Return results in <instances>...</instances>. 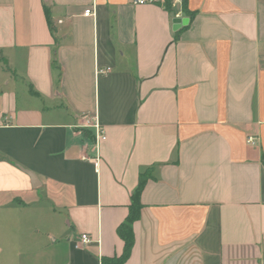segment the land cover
<instances>
[{
  "label": "crops",
  "instance_id": "0c3cea01",
  "mask_svg": "<svg viewBox=\"0 0 264 264\" xmlns=\"http://www.w3.org/2000/svg\"><path fill=\"white\" fill-rule=\"evenodd\" d=\"M144 173L124 264H264V0H0V264L120 258Z\"/></svg>",
  "mask_w": 264,
  "mask_h": 264
},
{
  "label": "trees",
  "instance_id": "16d2710c",
  "mask_svg": "<svg viewBox=\"0 0 264 264\" xmlns=\"http://www.w3.org/2000/svg\"><path fill=\"white\" fill-rule=\"evenodd\" d=\"M147 174H142L140 177V183L133 195L132 205L130 207V214L127 220L119 227L118 234L125 242V251L120 258L106 259L104 264H124L131 255L133 249L135 238L133 232L134 223L140 218V213L143 205L140 201V196L144 190L147 180Z\"/></svg>",
  "mask_w": 264,
  "mask_h": 264
},
{
  "label": "built area",
  "instance_id": "2783aa9c",
  "mask_svg": "<svg viewBox=\"0 0 264 264\" xmlns=\"http://www.w3.org/2000/svg\"><path fill=\"white\" fill-rule=\"evenodd\" d=\"M186 0H129L130 4L136 7L141 6H165L167 4H170L173 9H177L178 7H182L184 2ZM94 15V10L88 9L85 12L86 17H90ZM94 128L97 130V136H96V147L99 149L100 143L106 140V137L103 135L102 131L100 130V127L98 124L93 125ZM258 139L250 136L248 138V144L255 146L257 145ZM82 242L84 244L89 243L91 241L90 236L87 234L82 235Z\"/></svg>",
  "mask_w": 264,
  "mask_h": 264
},
{
  "label": "water",
  "instance_id": "95a60500",
  "mask_svg": "<svg viewBox=\"0 0 264 264\" xmlns=\"http://www.w3.org/2000/svg\"><path fill=\"white\" fill-rule=\"evenodd\" d=\"M174 23L176 24L175 29L180 28V25H186L187 24V20H182V19H176L174 21ZM32 179L34 178V174L28 170H24Z\"/></svg>",
  "mask_w": 264,
  "mask_h": 264
},
{
  "label": "rangeland",
  "instance_id": "374dc122",
  "mask_svg": "<svg viewBox=\"0 0 264 264\" xmlns=\"http://www.w3.org/2000/svg\"><path fill=\"white\" fill-rule=\"evenodd\" d=\"M3 235H5V234H3ZM0 244H1V245H4V244H5V243H4V239L1 238V237H0Z\"/></svg>",
  "mask_w": 264,
  "mask_h": 264
}]
</instances>
